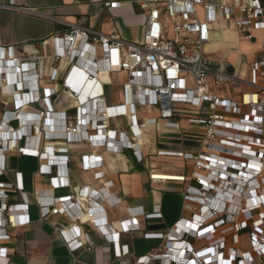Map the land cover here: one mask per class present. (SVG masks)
Wrapping results in <instances>:
<instances>
[{
	"label": "built area",
	"instance_id": "obj_1",
	"mask_svg": "<svg viewBox=\"0 0 264 264\" xmlns=\"http://www.w3.org/2000/svg\"><path fill=\"white\" fill-rule=\"evenodd\" d=\"M9 2V6H12L13 0ZM140 2L144 3L146 9L140 43L127 42L113 30L103 33L91 27L60 22L66 26V32L62 36L52 37L51 46L42 48V56L34 49L23 59L11 49L0 48V76L5 72V67L9 68L10 84L16 90L20 89L22 96L16 104L18 109L4 112L0 119V177L5 172L6 153L18 151L21 155L36 156L40 162L46 163L63 150L55 148L53 153L48 148L44 149L45 152L27 149V132L22 127L12 134L16 142L8 139L12 131L10 124L21 123L23 108L37 103V98L30 96L31 78L48 83L61 81V86L74 99L77 114L83 106H88L87 112L90 113L88 121H78L82 127L77 124L70 132L76 133L85 127L84 140L92 145L99 140L108 149V141L116 136V131L109 130L110 120L130 119L128 133L133 141H124L122 147L118 144L112 148L120 150L128 147L134 150L142 135L140 128L157 124L158 120L162 121L164 129L178 131L180 124L173 120L174 105L182 104L194 112V116L187 120L199 125L202 130L198 153L165 154L193 162L191 178L195 186H189L185 191L182 205L185 216L172 225L154 250L138 257L135 263L264 264V0H219L218 4L210 0ZM104 5L112 7L117 3ZM15 9L38 15L34 9ZM215 21L232 24L245 41L258 40L259 57L251 63L248 77L236 75L226 60L214 61L205 57L204 48L210 41ZM170 30L173 38L167 37ZM103 73L125 74V80L117 84L123 92L122 103L105 105L104 84L100 80ZM26 74H29L28 78H24ZM21 82L23 87L19 86ZM78 83L81 87H75ZM90 85H97L98 88L93 93L89 91L82 104L79 101L81 91ZM227 86L237 87V93L231 97L221 96L219 89ZM56 93L52 89L42 93V100L49 109L50 98ZM16 95L12 97L13 105L17 101ZM136 107L156 109L158 117L145 118L139 123ZM28 115L27 124H30L33 118L30 113ZM30 128L38 133L34 125ZM122 137L126 138L124 133ZM223 150L232 151V154H227V151L224 154ZM204 152H212L213 155H205ZM86 158L85 170L93 171L99 167L96 158L94 162ZM50 163L55 162L50 160ZM250 163L255 166L252 170L247 169ZM44 166L40 165L39 171L51 173V169L46 171ZM94 177L96 181L102 179L99 172ZM151 179L184 181L185 178L153 174ZM107 185L103 184V193L108 195L110 190ZM52 186L54 189L71 187L67 179L53 182ZM11 190L21 192L22 184L0 181V240L8 238L5 233L7 229L21 228L29 223L28 219L14 220L16 211L22 210L25 205L8 202V192ZM99 196L94 195L88 186L66 197L52 195L44 201L35 195L33 199L39 207L40 222L53 224L51 217L67 216L71 219L69 229H74V221L78 219L70 215L62 204L73 199L81 201L84 206L91 203L93 197ZM134 209L128 211L131 216L129 220L119 223L120 232L138 230L139 216L161 218L158 208L150 214L141 210L134 212ZM84 219L110 241L115 258L128 254V250H121L119 233L109 237L98 227L92 209H86ZM57 232L70 253L80 249L91 250L87 235L82 239L77 235L68 240L64 235L65 229H58ZM242 235L247 238L246 252L239 248ZM0 258L7 260L6 247H0Z\"/></svg>",
	"mask_w": 264,
	"mask_h": 264
},
{
	"label": "crops",
	"instance_id": "obj_2",
	"mask_svg": "<svg viewBox=\"0 0 264 264\" xmlns=\"http://www.w3.org/2000/svg\"><path fill=\"white\" fill-rule=\"evenodd\" d=\"M9 1L0 0V48L11 49L23 59L36 48L50 47L52 37L62 36L67 28L60 22L91 27L103 33L113 30L130 43H140L143 39L146 9L140 0H13L12 6H9ZM105 3H117V5L106 7ZM15 7L34 9L38 15L16 10ZM216 28H219L223 35L222 43L212 42ZM214 43L220 45L217 47ZM237 45L240 46V50L231 52L228 49L227 54L221 57H210L225 47L232 48ZM204 55L210 60L228 61L236 75L246 78L251 63L259 57V43L258 40L248 42L241 39L232 24L215 21L210 41L204 48ZM246 55L248 61L243 63L242 59ZM100 80L104 84L102 91L105 105L122 103L123 92L117 84L125 80V74L103 73L100 75ZM113 83L115 85H112ZM3 85L4 83L0 81V119L2 113L13 111L14 108L18 109L16 104L22 97L20 89L16 90L14 85H4V87ZM31 85L30 96L36 97L37 103L23 108L24 116L21 123L10 124L12 131L8 139L16 142L17 139L12 134L22 127L27 132L29 142L27 149L45 152L44 149L48 148L53 153L55 148L63 150L62 153L49 158L46 163L40 162L36 156L21 155L18 151L4 155L5 172L0 177V181L22 184L21 192L15 190L8 192L10 204L25 205L23 211L20 209L16 211L14 220L28 219L29 223L24 227L5 231L8 238L0 240V247L7 248V260L0 258V264H136L138 257L154 250L172 225L180 217L185 216L182 205L186 189L195 186L191 178L194 165L192 161L165 153L194 155L198 153V141L202 130L199 125L187 120L194 116V112L185 105L176 104L173 120L180 124L178 131L164 129L162 121L158 120L157 124L140 128L142 135L137 149L125 147L114 150L112 146L118 144L121 146L124 141H133L128 133L129 118L109 121V130L116 131L115 138L108 141L109 149L99 140L92 145L84 140L85 127L78 128L79 132H70L77 124L83 126L78 122L79 120H89L88 106H83L81 112L77 114L74 99L66 92V88L61 86L59 80L48 83L31 78ZM19 86L23 87V83H19ZM75 87H81V84L78 83ZM93 87L94 85H90L81 91L79 101L82 104L88 97L89 91L93 93L98 88L97 85ZM46 89L57 92L50 98L51 109L42 100L44 98L42 93ZM111 92L116 94L112 96ZM13 94H18L17 101H14L15 105L12 101ZM136 109L139 123L145 118L158 117L156 109L137 107ZM28 113L33 118L30 119V124H27ZM33 125L38 128V133H34L31 128L29 130ZM123 133L125 139L122 137ZM86 157H89L91 162L96 158L99 167L93 171L85 170ZM17 160L24 161L22 169L13 167V161ZM50 160L55 163H50ZM61 160L63 162H60ZM43 164L45 165L43 169L46 171L51 169V173L39 171L40 165ZM97 172L101 173L100 181L94 180V174ZM16 174H20L19 177ZM153 174L185 179L155 181L151 179ZM65 179L69 181L71 187L53 188V182ZM104 183H108L107 188L110 190L108 195L103 193ZM88 186L91 187L94 195L100 194L97 198L93 197L91 203L83 206L81 201L72 199L62 204L70 215L78 219L74 221L76 228L69 229L71 219L67 216L51 217L53 224L39 221V207L33 199L35 195L46 201L52 195L66 197L73 195L77 189ZM87 208L92 209L98 227L105 231L107 236L114 237L119 233V245L122 251L128 250L127 255L121 258L114 257V248L110 241L97 227L85 222L84 215ZM132 208H138L134 209V212L141 210L145 214H150L158 208L161 218L139 216L138 230L120 232L119 223L131 218L128 211ZM58 229H65L64 235L68 240L77 235L82 239L87 235L91 250L80 249L70 253L58 234ZM239 248L244 252L247 251L245 235L241 237Z\"/></svg>",
	"mask_w": 264,
	"mask_h": 264
},
{
	"label": "rangeland",
	"instance_id": "obj_3",
	"mask_svg": "<svg viewBox=\"0 0 264 264\" xmlns=\"http://www.w3.org/2000/svg\"><path fill=\"white\" fill-rule=\"evenodd\" d=\"M212 3H214V4H218V2H219V0H210ZM215 35L213 36V39H212V42H220V43H222L223 42V35L221 34V30L219 29V28H216V31H215ZM167 37L168 38H173L174 37V35L172 34V32H171V30H170V32H169V35H167ZM214 44H216V46L218 47L220 44H217V43H214ZM249 44H254V43H249ZM255 45V44H254ZM216 47V48H217ZM228 49H230L231 50V52H235V51H233V50H240V46L239 45H237V46H235V47H225L224 49H221V50H219L218 51V53L217 54H214V55H210V57L211 58H217V57H221L223 54H227V50ZM255 49V48H254ZM37 52H38V54L39 55H43V52H44V50L42 49V48H36L35 49ZM238 56V55H237ZM248 61V56L246 55L245 56V58H243L242 59V62L243 63H246ZM235 88H237V87H232V86H227V87H224L223 89H219V91H218V93L221 95V96H227V97H231V96H234V94H236L237 93V91H236V89ZM241 91H239L238 93H240ZM116 94V92H111V95L112 96H114ZM3 114V113H2ZM1 114V115H2ZM203 154H207V155H213V153L212 152H204ZM232 153H230V155H231ZM228 157H230V156H228ZM13 164H14V166L13 167H15V168H21L22 169V167H23V165H24V161H13ZM12 164V165H13Z\"/></svg>",
	"mask_w": 264,
	"mask_h": 264
},
{
	"label": "bare ground",
	"instance_id": "obj_4",
	"mask_svg": "<svg viewBox=\"0 0 264 264\" xmlns=\"http://www.w3.org/2000/svg\"><path fill=\"white\" fill-rule=\"evenodd\" d=\"M4 70H5V72L2 73V75L0 76V78H1L0 81H1L2 83H4V85H6L7 83H10L9 76H10V72H11V71H9L10 69L7 68V67H5ZM28 76H29V74H26L24 78H28ZM4 85H3V87H4ZM225 151H227V152H226L227 154H230L229 152L232 153V151H229V150H223V153H224ZM226 153H224V154H226ZM254 168H255V166H254L252 163L248 164L247 169L252 170V169H254Z\"/></svg>",
	"mask_w": 264,
	"mask_h": 264
}]
</instances>
